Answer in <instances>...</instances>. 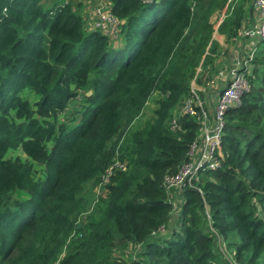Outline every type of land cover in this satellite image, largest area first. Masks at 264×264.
Returning <instances> with one entry per match:
<instances>
[{
  "label": "trees",
  "instance_id": "trees-1",
  "mask_svg": "<svg viewBox=\"0 0 264 264\" xmlns=\"http://www.w3.org/2000/svg\"><path fill=\"white\" fill-rule=\"evenodd\" d=\"M84 1L0 0V264H123L130 246L142 248L131 264H222L224 247L234 264H264V39L221 165L174 212L165 177L199 124L172 120L228 0H110L120 46L88 30ZM247 4L230 3L221 33L237 35ZM155 91L154 116L123 139ZM82 95L79 121H59ZM17 149L26 157H7ZM117 157L128 169L91 200Z\"/></svg>",
  "mask_w": 264,
  "mask_h": 264
},
{
  "label": "built area",
  "instance_id": "built-area-1",
  "mask_svg": "<svg viewBox=\"0 0 264 264\" xmlns=\"http://www.w3.org/2000/svg\"><path fill=\"white\" fill-rule=\"evenodd\" d=\"M254 5L258 14L257 24L239 33L243 37L249 36L255 43L251 48H246L243 58L238 59L237 63L228 70L227 83L220 90L213 104V110L209 111L200 93L192 88L172 120L174 128L178 126L177 117L179 115L191 116L199 124L198 134L188 151L187 161L175 173L167 174L165 177V188L173 204L174 212L179 209L183 201L180 192L189 187L202 193L201 180L207 172L218 168L224 159L222 142L227 113L232 107L239 105L244 93L251 89L249 74L253 70V60L256 57L259 42L264 39V0H255ZM98 16L99 19L95 22L93 30L102 32L113 43L115 39H121V20L113 13L112 5L109 11L99 9ZM128 166L127 160L120 159V157L115 159L96 187L97 199L107 195L108 184L113 175L119 170L126 171ZM218 241L222 242V239L219 238Z\"/></svg>",
  "mask_w": 264,
  "mask_h": 264
},
{
  "label": "crops",
  "instance_id": "crops-1",
  "mask_svg": "<svg viewBox=\"0 0 264 264\" xmlns=\"http://www.w3.org/2000/svg\"><path fill=\"white\" fill-rule=\"evenodd\" d=\"M240 1L238 0V3ZM254 1L252 0L251 5H246L236 36L229 37L226 33L219 31L220 25L229 11V5L231 3L229 0L222 10L213 12L210 17V23L213 24L211 43L212 41L217 43L216 51L215 53H210V56L213 58L208 64H203L206 55L204 56L197 68L196 76L191 82V89H196L200 93L209 111L213 110V104L217 100L220 90L227 83L226 74L230 67L237 63L238 59L243 58L246 48H251L255 43L249 36L243 37L239 33L257 24L258 14L254 7ZM83 5L86 26L88 30H93L95 22L99 19L98 10L109 11L112 4L110 0H85ZM211 43L207 47L206 53H208ZM96 187L93 190L95 196L97 194Z\"/></svg>",
  "mask_w": 264,
  "mask_h": 264
},
{
  "label": "rangeland",
  "instance_id": "rangeland-1",
  "mask_svg": "<svg viewBox=\"0 0 264 264\" xmlns=\"http://www.w3.org/2000/svg\"><path fill=\"white\" fill-rule=\"evenodd\" d=\"M66 2L68 3H71L72 6L75 7L76 5V0H66ZM84 6V5H83ZM82 14H84V9L82 8ZM84 16V15H83ZM114 45L115 46H120L121 45V41L120 39H115V42H114ZM158 95H159V92L155 91L153 97L150 99V101L148 102L147 106L144 108L141 116L139 117V119L137 120L136 124L134 126H132L131 129H129L126 134L123 136V139L124 137L129 134L131 131H134L138 128H140V126H143L144 123L146 121H148L150 118H152L154 116V110L157 106L156 103L157 100H158ZM84 95L80 96L78 102H73L72 105H71V109H69L67 111V115H64V117H59V121H65L67 123H71L72 119H73V122L76 123L79 121L80 119V113H81V108L82 107V100H83V97ZM29 97L31 98L30 100L33 101L35 100V96H32L31 94H29ZM35 102V101H33ZM122 139V141H123ZM22 156V157H26V155L24 154V152L21 151V149H17V150H10L7 157H13V156ZM95 197V195L92 193L91 194V200H93ZM141 246H138V247H133V246H130L129 248H127L124 252V254L122 255V262L123 264H131V261L132 259H136L138 258L139 256V253L141 251ZM221 252L220 254H223V258L221 257V263L222 264H234V260L232 258L233 256V252L232 250L228 249L226 250L225 247L223 248V250L219 249L218 250V253ZM118 255H121L120 253H118ZM232 255V256H231ZM236 264V263H235Z\"/></svg>",
  "mask_w": 264,
  "mask_h": 264
},
{
  "label": "water",
  "instance_id": "water-1",
  "mask_svg": "<svg viewBox=\"0 0 264 264\" xmlns=\"http://www.w3.org/2000/svg\"><path fill=\"white\" fill-rule=\"evenodd\" d=\"M254 7H255V5H254Z\"/></svg>",
  "mask_w": 264,
  "mask_h": 264
}]
</instances>
